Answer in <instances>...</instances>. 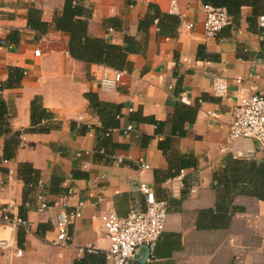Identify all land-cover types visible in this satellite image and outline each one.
Wrapping results in <instances>:
<instances>
[{"label":"crops","instance_id":"0c3cea01","mask_svg":"<svg viewBox=\"0 0 264 264\" xmlns=\"http://www.w3.org/2000/svg\"><path fill=\"white\" fill-rule=\"evenodd\" d=\"M68 1L77 12L66 21ZM177 1L178 12L171 0H0V84L12 83L0 94L21 133L10 160L12 133L0 134V238L14 233L24 252L0 248V264H108L98 216H127L144 200L142 182L169 208L139 264H264V150L228 137L238 90L264 94V5L207 37L202 1ZM110 46L124 49L109 53L114 65L94 58ZM105 66L124 72L114 89L98 82ZM214 75L228 96L213 94ZM80 200L68 243L57 244L58 212ZM9 203L28 229L3 223Z\"/></svg>","mask_w":264,"mask_h":264},{"label":"built area","instance_id":"2783aa9c","mask_svg":"<svg viewBox=\"0 0 264 264\" xmlns=\"http://www.w3.org/2000/svg\"><path fill=\"white\" fill-rule=\"evenodd\" d=\"M206 11L204 21L205 34L207 37H215L220 30L233 22V17L222 7L203 5ZM171 9L178 12V1L171 0ZM188 28H193V23L186 24ZM259 25L263 28L260 36L264 34V14L259 16ZM6 40L0 37V45H6ZM36 55H40L39 49L35 50ZM121 70L103 67V73L98 77V82L102 88L114 89L121 81ZM213 94L218 97L229 95L228 80L222 76H213ZM235 105L233 110V120L229 127L228 137L230 140L252 139L257 142L260 149L264 150V94L252 92L246 88H240L234 96ZM133 125H128L125 132H131ZM142 166L149 168V165L142 162ZM13 170L9 172V179H13ZM184 175L181 171L179 178ZM139 191L144 196L143 202L134 204L127 216H120L115 211H104L99 214V220L110 245L106 251L108 264H139L140 249L146 245L150 250H154L157 242L165 231L168 219V201L157 198L154 190L146 182L139 185ZM72 193V190H70ZM99 199H102L99 196ZM50 205L43 199L39 210H45ZM86 206L84 200H80L75 208L70 211L61 210L57 214V244L65 245L70 238L69 227L74 219L80 218ZM13 203L4 205L3 223L13 229H28L29 221L19 217L12 212ZM1 249H12L18 256L23 255V250L18 247L16 236L13 233L10 238H0ZM80 250L94 251L93 246ZM141 262V261H140Z\"/></svg>","mask_w":264,"mask_h":264},{"label":"trees","instance_id":"16d2710c","mask_svg":"<svg viewBox=\"0 0 264 264\" xmlns=\"http://www.w3.org/2000/svg\"><path fill=\"white\" fill-rule=\"evenodd\" d=\"M201 1L204 5H212L215 7L225 8L227 10L228 14L233 17V19L240 16L242 7H244L246 5H251L254 8L259 7L261 5L260 3H262V2L264 5V0H201ZM73 7H74V9L72 8V3H70V1H68V3L66 4V8H65V20L66 21H69L71 19V17L73 15H75V13L77 12V9H75V8H77V6H73ZM259 27H260V25H259ZM262 31H263V28L260 27V33H262ZM81 35H82V31L74 33V36H76V37L81 36ZM262 41H263L262 44L264 46V34L262 36ZM122 50H124V49L120 48L118 46H110V48H107L106 51H103V50L99 51L98 54L94 55V58L100 59V58H102V54L103 55L106 54V56H105V62L106 63H104V64L114 65L115 61H113L112 59L109 58V53L111 52L112 57L114 59H115V56L117 59H120L123 56ZM14 70H18V69L15 68ZM11 85H12L11 82L6 83V85L0 84V92L3 90V88L9 87ZM36 103H37V100H35L32 103V110L35 109ZM43 115L47 116V114L44 111H42V112H35L34 111V113H33L34 117L40 116V118H41ZM11 131L12 130L9 126V120H8V105L0 94V134H10V133H12ZM20 136H21V133L19 131H17V132H13L12 135L7 139L6 144H5V148H4V159L10 160V159L15 157L16 149L20 143ZM25 166H27V165H25ZM31 171H33V170H31ZM30 175H31V172L29 173L28 177L25 178V182L28 185H32V184L34 185L35 183L32 181Z\"/></svg>","mask_w":264,"mask_h":264},{"label":"water","instance_id":"95a60500","mask_svg":"<svg viewBox=\"0 0 264 264\" xmlns=\"http://www.w3.org/2000/svg\"><path fill=\"white\" fill-rule=\"evenodd\" d=\"M150 248L146 245L142 246L141 249H140V252L142 253V255H147L150 254ZM140 261H143V260H140Z\"/></svg>","mask_w":264,"mask_h":264}]
</instances>
